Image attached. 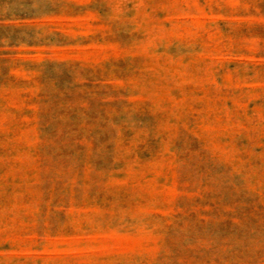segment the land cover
<instances>
[{"label":"rangeland","instance_id":"rangeland-1","mask_svg":"<svg viewBox=\"0 0 264 264\" xmlns=\"http://www.w3.org/2000/svg\"><path fill=\"white\" fill-rule=\"evenodd\" d=\"M0 264H264V0H0Z\"/></svg>","mask_w":264,"mask_h":264}]
</instances>
